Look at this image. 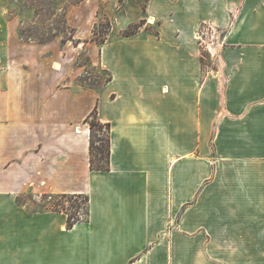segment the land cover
I'll list each match as a JSON object with an SVG mask.
<instances>
[{
  "label": "crops",
  "instance_id": "0c3cea01",
  "mask_svg": "<svg viewBox=\"0 0 264 264\" xmlns=\"http://www.w3.org/2000/svg\"><path fill=\"white\" fill-rule=\"evenodd\" d=\"M100 4L69 6L73 47L21 42L7 21L0 264H264V0H147L154 31L124 37L142 17L127 5L98 45ZM204 22L225 31L212 74L194 38ZM86 44L110 76L99 90L79 84ZM97 105L111 126L98 171L85 122ZM28 192L86 195L88 217L68 229Z\"/></svg>",
  "mask_w": 264,
  "mask_h": 264
},
{
  "label": "rangeland",
  "instance_id": "374dc122",
  "mask_svg": "<svg viewBox=\"0 0 264 264\" xmlns=\"http://www.w3.org/2000/svg\"><path fill=\"white\" fill-rule=\"evenodd\" d=\"M83 0H0V55L2 54V43L6 32L10 30L7 28V21L10 19H16L19 22L17 33L21 42L30 43L33 45H41L49 43L57 38L58 43H68L73 47V36L74 29L67 24V10L70 5L74 3H80ZM147 0H118L115 1L116 7L112 14L108 11L109 0H100V8L98 11V20L94 27V33L90 40L97 43L98 45L104 44L109 37V34L114 26V18L118 16L120 11L125 9L134 10V6L138 8L141 19L136 23H132V30H141L146 28L148 31H154L153 25H148L143 19V9L145 8ZM132 3V4H128ZM202 23L199 28L203 29L204 32L201 51L203 65L208 68L209 73H214V63L217 62V52L222 46V41L225 37V31L222 28H218L212 23ZM211 24L212 27L209 25ZM130 25V26H131ZM129 26V27H130ZM127 29H130V28ZM125 29V30H127ZM125 30L122 32H125ZM136 32V33H137ZM125 37V36H124ZM101 40L105 42L100 43ZM77 45V44H76ZM87 44L84 45V50L81 51L77 65H87L86 72L81 75L78 80L79 84L88 87L95 88L97 90L102 89L106 82L109 81V73L101 72L100 70L90 67L92 64ZM216 67V65H215ZM108 130L106 127H97L95 129V140H96V164H99L100 153L98 150L105 146L106 136ZM24 200L32 202L34 209L42 210L46 209L47 205L57 203L58 201L64 204V207L68 210L69 214L86 219L88 217V203L83 198L72 199V202H68L66 199H57L56 197L51 198L50 195H43L36 197L33 193H27Z\"/></svg>",
  "mask_w": 264,
  "mask_h": 264
},
{
  "label": "trees",
  "instance_id": "16d2710c",
  "mask_svg": "<svg viewBox=\"0 0 264 264\" xmlns=\"http://www.w3.org/2000/svg\"><path fill=\"white\" fill-rule=\"evenodd\" d=\"M130 26V29L125 30L123 35L125 37H130L136 34L137 30H132ZM105 42V40H101L100 43ZM85 122L89 124L90 126V163H91V170H107L110 165V156H111V143H110V131H111V126L109 123H103L100 118H99V107L98 105L94 108V110L90 113V115L85 119ZM106 127L108 130L107 136H106V142L105 146L102 148V150L99 148L98 150L100 153H97L99 156V164H96V140H95V129L97 127ZM51 198L56 197L57 199H66L68 202H72V199L77 198H83L89 203V197L86 195H81V194H55V195H50ZM47 209H51L54 211H65L68 214V219H67V227L68 229H71L74 227V225L81 220L79 217H75L71 214H69L68 210L64 207V204L60 201L57 203H53L50 205H47Z\"/></svg>",
  "mask_w": 264,
  "mask_h": 264
},
{
  "label": "built area",
  "instance_id": "2783aa9c",
  "mask_svg": "<svg viewBox=\"0 0 264 264\" xmlns=\"http://www.w3.org/2000/svg\"><path fill=\"white\" fill-rule=\"evenodd\" d=\"M206 24H207V23L205 22L204 25H206ZM209 25L212 27L211 24H209ZM212 28H213V27H212ZM202 30H203V29L198 28V29L196 30L195 34H194V38H195V40H196L197 42H199L200 45L203 44V43H202V40H203V36L205 35L204 32H202Z\"/></svg>",
  "mask_w": 264,
  "mask_h": 264
}]
</instances>
